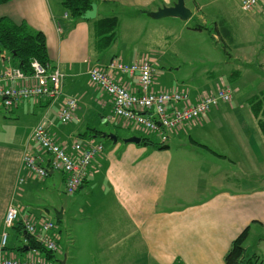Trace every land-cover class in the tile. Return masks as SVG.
I'll return each instance as SVG.
<instances>
[{
    "label": "crops",
    "instance_id": "obj_1",
    "mask_svg": "<svg viewBox=\"0 0 264 264\" xmlns=\"http://www.w3.org/2000/svg\"><path fill=\"white\" fill-rule=\"evenodd\" d=\"M90 1L97 6L96 16L90 19L73 17L65 9L62 0H10L0 5V18L7 16L16 22H26L35 30L45 34L49 63L59 65L65 73L64 93L57 102H50L44 98L29 99L19 101L14 107L22 111L28 107L31 108V113L38 115V121H34L29 135L15 145L0 144V258L3 255L25 258L29 250H25L29 238L20 222L14 228L7 230L9 233L7 245L5 248L2 247L5 217L10 206L16 207L21 217L35 219H52L49 215L50 208L56 206L53 199L59 185L55 176L58 171L40 177L30 172L23 164L25 153L37 155L44 160L43 164L50 162V156L30 140L33 130L41 121L49 125L53 139L74 156L77 153L73 150V143L85 144L89 138H102V134L95 135L94 129L108 134L113 133L118 137L117 142L106 137L110 140L109 144L104 143V152L94 159L83 184L78 189H84L92 179H97L105 193L103 204L91 213L95 214V217L86 215L87 220L97 219L103 222L90 246L102 248L97 257L93 256L94 264H175L177 262L225 264V255L233 240L247 226H250V235L253 229L263 232L259 233L256 239L258 247L263 245L264 177L256 170H249L245 175L249 182L255 183L246 188H235L237 190L225 188V180L221 179L219 191L204 200H200L201 197L198 195L183 196L188 167L187 154L182 146L185 142V134H190L191 129H193L192 134L197 132L200 136H204L207 132L206 139L194 137L192 142L211 151L220 161L230 159L233 163L239 164L240 155H230L226 147L218 149L215 143L208 139L215 141L213 132L219 135L218 132L223 129L228 135L225 122L229 119L234 120V114L214 107V110L198 119L199 122L201 121L200 124H196L199 125L198 128L187 123L174 130L169 137L168 149H158L141 143H124L122 141L124 138L140 135L134 129L111 122L110 117L113 113L111 97L89 79L88 71L92 66L98 64L106 66L112 60L132 63L147 58L156 64V55L159 51L143 53L139 58L136 57L137 55L128 56L122 50L112 52L113 55L106 60H101L99 55L105 51L108 53V49L116 42L121 17L127 16L132 20L131 22H141L146 15L153 17L152 12L164 6H172L177 0ZM258 8L264 12V4ZM253 11L256 15L260 13L255 9ZM109 17L117 18L116 34L109 46L101 48V42H98L99 36L96 34V24ZM252 17L254 23L256 20L253 15ZM153 19L157 18L153 17ZM133 31L139 32L140 28L134 27ZM259 63L264 66L263 59ZM9 66L17 67L12 58L0 53V71ZM239 71V69L233 70L230 75L235 76ZM111 73L128 89L139 91L137 74L117 71ZM164 74V71L160 72L156 68L152 85L154 91L183 90L177 85L169 88L160 84L158 79ZM225 83L223 87H230L229 83L228 85ZM215 90H205L197 94L195 91L191 93V100L196 101L200 96ZM66 97L76 98L78 109L74 119L64 124L60 121L59 109ZM234 97L236 99L235 94ZM233 101L229 105L235 109L232 106ZM247 102L249 103V98ZM223 103L220 105H225ZM250 110L258 124L256 116L252 109ZM100 124L129 130L131 134L120 137L113 130L100 129ZM204 128L206 129L203 130ZM247 149L250 152L246 160L252 163L254 160L248 156L255 155V152L249 147ZM59 173L65 189L66 176L64 173ZM108 195L112 199H109ZM107 199L110 201L107 202ZM80 211L85 214L84 209ZM61 212L63 217L66 212L65 206ZM55 233L60 236V242L61 233L58 229ZM247 250L251 254L260 255L259 249L250 251L247 245ZM57 256L61 258L60 255ZM64 257L69 264L68 254Z\"/></svg>",
    "mask_w": 264,
    "mask_h": 264
},
{
    "label": "rangeland",
    "instance_id": "obj_2",
    "mask_svg": "<svg viewBox=\"0 0 264 264\" xmlns=\"http://www.w3.org/2000/svg\"><path fill=\"white\" fill-rule=\"evenodd\" d=\"M185 4L193 13L188 20L172 16L153 19L146 15L141 22L135 23L127 16L121 17L116 42L108 49V53L105 51L99 58L106 60L113 55L112 52L121 50L128 56L137 55V58L143 53L159 51L155 65L158 71H164L165 74L158 82L169 88L177 85L188 90L190 96L195 91L197 94L205 90H215L225 81V84L229 83L236 96L232 103L235 109L229 103H223L225 105L214 109L227 110L235 118L225 122L228 135L223 129L218 132L219 135L213 132L215 141L208 139L218 149L226 147L230 155H240V163H233L230 159L220 161L211 151L192 142L194 137L205 138L207 132L200 136L197 132L192 134L191 129L190 134H185L182 145L188 158L183 196L198 195L200 200H204L219 191L221 179L225 180V188L237 190L235 188H246L254 183L249 182L245 176L249 170H256L264 177V135L261 128L258 129L259 124L247 102L252 96L264 95V66L259 63L262 59L264 62V12L258 8L264 3L261 2L255 9L260 12L259 15L254 14V11H244L240 0H185ZM252 15L256 20L254 23ZM198 25L204 28L196 29ZM225 25L231 28L229 36L224 34ZM134 27L140 28V31L134 33ZM237 69L240 70L239 73L231 76V72ZM34 121H38V115L31 113V108L26 107L22 111L16 107L12 112L0 106V144L15 145L21 139L23 141L29 135ZM200 122L196 120L190 125ZM99 128L113 130L120 137L131 134L129 130L107 124H100ZM135 132L140 136L146 135L144 130ZM98 138L105 144L110 142L107 138ZM246 146L255 152V155L248 156L254 160H251L252 163L246 160L250 152ZM55 176L59 184L53 199L56 206L50 208L49 215L61 233L60 247L64 255L61 254L59 258L63 259L68 254L69 264H94L93 256L97 257L102 248L90 246L103 222L97 219L87 220L86 215L95 217L91 213L103 204L105 193L101 189L102 184L97 179H92L84 189L68 194L60 180V173L56 172ZM108 196L110 199L111 196ZM109 199L106 201H110ZM63 205L66 212L58 220L55 211H61ZM80 209H84L85 214ZM259 233L263 232L253 229L246 246H249L250 251L259 249L264 258V244L258 247L256 240Z\"/></svg>",
    "mask_w": 264,
    "mask_h": 264
},
{
    "label": "built area",
    "instance_id": "obj_3",
    "mask_svg": "<svg viewBox=\"0 0 264 264\" xmlns=\"http://www.w3.org/2000/svg\"><path fill=\"white\" fill-rule=\"evenodd\" d=\"M264 0H241L244 11H253ZM137 74L139 91L130 90L121 84L111 72ZM156 65L149 59L126 63L112 60L106 66L94 65L89 71L90 81L106 92L113 101L112 123L123 127L145 131L146 135L157 136L164 143L169 141L170 134L183 124L192 123L221 103H230L234 92L230 87H218L215 91L200 96L192 101L190 93L184 90L154 91L152 89ZM65 73L59 65L31 61V71L9 66L0 71V106L13 110L21 100L48 99L57 102L64 93ZM78 109V100L66 97L60 105L59 118L63 123L74 119ZM30 140L50 156L49 164L32 153H25L24 166L30 172L46 177L50 170L64 173L65 190L74 194L83 184L94 159L105 150L104 143L96 138H89L85 144L73 143L75 156L56 142L50 133L49 125L41 121L32 132ZM45 163V162H44ZM20 222L26 233L40 246L61 255L58 236L55 233L57 224L49 218L35 219L21 217L20 211L10 206L5 217V231L2 234V247L8 241V229ZM0 264H60L43 255L37 248L29 249L25 258L3 255ZM175 264H184L182 262Z\"/></svg>",
    "mask_w": 264,
    "mask_h": 264
},
{
    "label": "trees",
    "instance_id": "obj_4",
    "mask_svg": "<svg viewBox=\"0 0 264 264\" xmlns=\"http://www.w3.org/2000/svg\"><path fill=\"white\" fill-rule=\"evenodd\" d=\"M9 1L0 0V5ZM62 4L73 17L78 18L82 17L92 7L90 0H62ZM222 23L225 24L223 20ZM116 28V17L104 18L98 21L96 24V34L99 36L98 42H101V48H106L111 44L116 34ZM203 28L202 25L196 26V29ZM223 31L227 36L231 34V28L228 25L223 26ZM0 53H4V55L12 58L15 66L26 72L31 71V61L34 59L39 60L43 64L49 62L45 34L42 31L35 30L26 22H16L7 16L0 18ZM249 104L264 134V95L250 97ZM94 131H96V136H100L103 133L95 129ZM141 137L143 138L141 145L156 147L158 149H168L170 147L168 142H161L155 135H141ZM249 235L250 226H247L233 240L225 255V264H264V259L258 253L251 254L248 252L246 241ZM28 238V249L37 248L43 252L46 258L60 261L57 254L47 250L44 246H40L29 235ZM21 249L24 250V248Z\"/></svg>",
    "mask_w": 264,
    "mask_h": 264
},
{
    "label": "water",
    "instance_id": "obj_5",
    "mask_svg": "<svg viewBox=\"0 0 264 264\" xmlns=\"http://www.w3.org/2000/svg\"><path fill=\"white\" fill-rule=\"evenodd\" d=\"M96 10H97V6L96 4H92V8L87 10L86 13L82 16L84 19H90V18H94L96 16ZM151 15L154 18H164V17H168V16H172V17H178L184 20H188L189 18L192 17V11L190 8H188L185 4V0H177V2L172 5V6H164L159 8L157 11H154L151 13ZM102 138H109L112 139L114 142H117L118 137L117 135L113 134V133H102ZM143 138L141 136H131L128 138H124L122 141L124 143H136V144H140L142 142ZM49 173H53V170H50ZM56 218L58 220L62 219V212L61 211H56ZM25 250H28V247H25ZM67 259L66 257H64L63 259H61L59 261L60 264H67L66 263Z\"/></svg>",
    "mask_w": 264,
    "mask_h": 264
}]
</instances>
